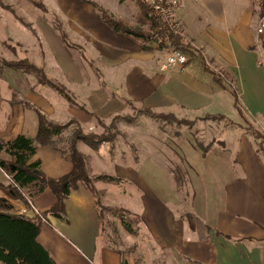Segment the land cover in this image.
Returning <instances> with one entry per match:
<instances>
[{"label":"rangeland","instance_id":"rangeland-1","mask_svg":"<svg viewBox=\"0 0 264 264\" xmlns=\"http://www.w3.org/2000/svg\"><path fill=\"white\" fill-rule=\"evenodd\" d=\"M93 5L106 9L113 17L122 15L134 21L135 6L130 2L126 4V0H0V139L9 141L20 134L36 138L39 114H42L55 124H69L62 135L63 139L56 142L58 148L68 149L71 146L69 140L79 129L85 134L104 132L99 122L102 119L92 112L95 111L91 103L95 93L103 100L115 97L121 101L124 105L122 113L103 121L109 126L114 119H117L116 125L121 120L122 123L119 122L116 128L122 135L117 136L114 143L104 144L102 150H93L83 142L77 145L86 157L88 186L94 188L95 192L92 193L88 187L87 195H83L86 192L82 186H87L79 183V188L73 189L72 205L65 202L64 216L67 221L53 220L49 216L42 222L41 229H47L50 235V240L44 245L50 249L57 264H107L109 257L106 254L110 252L120 254L122 264H148V259H151V235L144 218L148 216V209H152L154 201L141 182L149 181V185L158 186L157 179H165L163 175L170 168L173 179L174 174L178 173H175V167L180 168L182 174L188 171L197 188L194 191L186 190L184 179L188 175H185L181 190L174 194L183 207L179 206L177 210H189V205L196 199L195 202H200L211 211L209 205H217L216 201L223 197L222 187L231 177L223 169L232 165L228 161L229 155L217 148L211 152L200 149L196 153L191 152L192 155L185 162L175 154L164 156L166 147L171 149L179 143L177 134L183 128L176 121L179 117H186L184 111L177 107L172 110L147 107L143 102L134 104V100L128 101L118 82L122 78V68L118 72L114 70L118 78L115 85L109 79V72L100 73V65L96 63L100 58L99 53L85 40L76 42L78 38L73 36L75 32L69 26L71 18L67 16L73 10L79 13L76 15L78 17L87 11L104 23L100 10ZM262 5L263 0H244L243 7H253L261 14ZM64 37L71 47L67 46ZM254 52L258 64L255 71L250 74L249 67L238 64L240 73L235 71V75L228 76H235L234 81L222 77L225 73L220 70L219 63L213 64L222 84L214 83V75H207L215 90L213 96L209 94L211 107L206 111L187 112V118H218L213 120L217 125L204 128L202 135H199L203 144L213 139L227 140L228 137L244 134L250 118L252 123L264 119L258 104L254 105V112L260 116V120H254V112L247 108L248 100L258 93V89L262 94L264 92V47L259 44ZM199 59L192 60L185 68L192 67L190 74L205 81L200 77L202 69ZM27 61L43 70L58 89L40 83L37 75L25 67ZM19 63L23 64L22 68L10 65ZM224 71L227 73L230 69ZM112 102L110 100L102 107V115L107 113ZM88 113L93 116L90 117ZM231 124H235V131L229 130ZM251 130L253 133L254 128ZM192 137L188 136L197 148ZM133 140H137V144L132 143ZM131 144L139 146L142 151H136ZM182 144L183 141L179 146L183 147ZM203 170L208 177L203 175ZM99 176H112L122 179V182H108L98 179ZM177 176L180 179L179 173ZM0 177H3L1 171ZM202 180L206 182L200 185ZM204 183L209 184L211 189L204 190ZM156 193L163 198L162 190ZM46 198L48 196L40 194L32 196V214L35 211L40 214L48 211L53 200ZM154 206L156 211L162 212L163 208L158 207L157 202ZM131 236H139V242L133 243ZM154 247L158 259L155 264H163L161 247L156 244Z\"/></svg>","mask_w":264,"mask_h":264},{"label":"crops","instance_id":"crops-1","mask_svg":"<svg viewBox=\"0 0 264 264\" xmlns=\"http://www.w3.org/2000/svg\"><path fill=\"white\" fill-rule=\"evenodd\" d=\"M127 2L129 1L126 0V4ZM178 2L174 19L180 25V36L183 41L190 44L193 50L186 53L189 62L185 66L168 69L166 70L168 73L160 71L161 61L172 50L166 51L156 47L144 50L142 41L113 31L102 23L98 16L93 17L87 11L78 17L76 15L79 13L73 10L68 12L67 16L71 18L69 26L75 32L73 36L78 38L76 42L85 40L93 45L97 54L99 53L100 58L96 63L100 65V73L109 72L111 74L109 79L115 85L118 78L114 74L123 69L122 78L120 77L118 82L123 92L127 94L128 101L134 100L132 101L134 104L143 102L142 104L147 107L158 106L169 110L177 107L184 111L186 117H179L176 121L183 128L177 134L179 143L171 149L166 147L164 156H169V153L171 156L175 154L179 160L184 161L190 158L192 153L200 150L211 152L210 150L216 148L229 155L228 161L232 166L223 170L231 177L224 183L223 197L216 201L217 205L214 203L209 205L212 207L211 211L207 206L199 204L200 202H195L196 199L189 205V210H177L182 206L179 205L182 202L176 199L175 195L181 187L172 178L171 168L164 173L165 179H157L158 186L149 185V181L141 182L154 201L152 209H148V216L144 218L151 235V259H148V264H155L158 260L155 256V244L162 249L163 264H264V150L251 133L253 128L263 133L264 119L252 123L250 118V121H247L249 127H246L248 129L244 134L228 137L227 140L213 139L210 143L203 144L204 141L199 135H202L204 128L217 125L216 122H213V119H197L198 117L193 116L187 118V112L206 111L212 105L209 94L213 96L215 90L206 77L208 74L213 76V72L216 74L213 64H220V70L225 73L222 77L229 81H234L236 77L228 76L235 75V71L240 73L238 64L249 67L250 74L255 71L258 64L255 62L254 50L259 44L262 46L260 35L257 34L260 14L253 7L244 8V0H178ZM135 16L136 8L133 20ZM115 18L131 22L129 17L122 15ZM196 58H200L199 65L202 69L200 77L205 81L190 74L192 67L185 68ZM225 64L228 65L227 68ZM227 69H230V72ZM216 78L214 83L218 82ZM95 95L91 101L95 110L92 112L102 120L106 121L113 115H120L124 110L123 103L117 98L113 97L107 101L103 100L102 96L96 93ZM110 100L113 102L107 108V113L102 115V107ZM255 104L259 105L261 109L258 110L264 116V92L262 94L259 89L258 93H254L248 100V110L254 112ZM88 115L91 117L89 113ZM253 117L254 120L256 118L260 120V116L255 115V112ZM119 122L122 123L119 120L117 127L120 125ZM234 128L235 124L229 126V130L235 131ZM188 136L189 138L194 136L193 143L197 144V148L190 142ZM182 141L184 144L180 147ZM132 143L137 144V140H133ZM135 144L131 145H134L136 151H142ZM35 160L42 161L43 172L50 179H60L73 170L72 163L52 146L39 147ZM182 164L185 168V163ZM0 171L3 175L2 179L0 177V183L8 185V176L1 169ZM205 173L203 170V175L207 176ZM185 175L189 178L188 183L186 178V190L194 191L197 184L188 171ZM204 181H200V185ZM80 185L82 186V183ZM82 187L86 192L83 195H87L88 188ZM202 188L206 191L211 189L207 183H204ZM158 190L164 192L163 198L156 193ZM73 191L66 199V205H72L70 201L73 199ZM40 195H46L50 201L53 200V205L47 209L51 210L57 201L52 190L48 188ZM156 202L158 207L162 206V212L155 210ZM14 205L19 213L22 209H27L23 203L15 202ZM27 210L28 214L33 215L31 209ZM138 237L131 236L133 243L139 242ZM49 240L47 229H41L39 241L44 245ZM107 256L109 257L107 264H122L120 254L110 252L106 254Z\"/></svg>","mask_w":264,"mask_h":264},{"label":"trees","instance_id":"trees-1","mask_svg":"<svg viewBox=\"0 0 264 264\" xmlns=\"http://www.w3.org/2000/svg\"><path fill=\"white\" fill-rule=\"evenodd\" d=\"M128 1L136 8L133 23L113 17L106 9L98 5L93 6L97 7L98 11L100 10L101 19L108 27L117 33L142 41L144 50L156 47L166 51L179 50L184 54L192 52V46L184 42L180 36V26L172 28L168 20L159 18L149 0ZM261 10L263 11L260 12V15L264 17V0ZM260 39L264 47V33L260 35ZM66 42L67 46L71 47L67 40ZM10 65L22 68L23 64ZM25 67L37 75L40 83L58 89L56 84L48 80L43 70L30 64L29 61L26 62ZM213 74L217 77L218 83L222 84V79L214 72ZM233 95L236 97L235 92ZM39 117V130L36 138L18 135L9 141L0 139V169L9 178L8 185L0 183V263L2 264H56L51 251L39 241L42 222L49 216L67 221L64 216L65 202L79 183L86 184L92 193L95 192L94 188L88 186L90 183L86 172V157L78 150V143L83 142L91 149L99 150L104 144L114 143L116 137L122 135L116 128L117 119H114L112 125L109 126L103 120H99L100 125L104 128L102 134H85L79 129L69 140L71 146L68 149H61L56 146V142L63 139L62 135L69 124H55L48 121L42 114H39ZM210 117L206 119H218ZM253 135L264 150V134L253 130ZM41 146H52L59 150L64 158L72 163L73 170L57 180L48 178L43 172L42 161H34ZM174 169H176L175 173L178 172L181 175L180 180L177 176L178 173L174 174V179L180 186L184 183L185 173L182 174L178 167ZM98 179L112 183L122 182V179L112 176H99ZM184 180L186 181V178ZM48 188L52 190L57 200L51 210L44 214L34 212L33 215L22 214L16 210L15 202L23 203L32 210V206H30L32 196L42 194ZM188 217L190 218V216Z\"/></svg>","mask_w":264,"mask_h":264},{"label":"built area","instance_id":"built-area-1","mask_svg":"<svg viewBox=\"0 0 264 264\" xmlns=\"http://www.w3.org/2000/svg\"><path fill=\"white\" fill-rule=\"evenodd\" d=\"M153 8L156 11V15L159 18L168 20L172 28L179 27V23L174 19L175 9L178 7V0H149ZM259 35L264 33V17L260 18V24L258 26ZM189 62V58L186 54L179 50H172L168 55H166L161 61L160 71H166L168 69L185 66ZM32 209L33 204L31 203ZM35 211V210H34ZM22 214L28 212L27 209H22L20 211ZM37 212V211H35ZM38 213V212H37Z\"/></svg>","mask_w":264,"mask_h":264}]
</instances>
